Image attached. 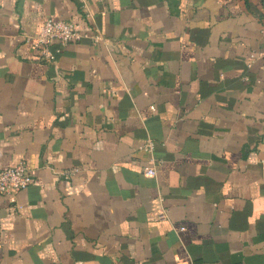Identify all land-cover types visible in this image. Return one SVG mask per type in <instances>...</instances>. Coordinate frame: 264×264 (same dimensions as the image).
<instances>
[{
  "label": "crops",
  "instance_id": "obj_1",
  "mask_svg": "<svg viewBox=\"0 0 264 264\" xmlns=\"http://www.w3.org/2000/svg\"><path fill=\"white\" fill-rule=\"evenodd\" d=\"M49 17L88 37L42 59ZM19 161L0 264H264V0H0Z\"/></svg>",
  "mask_w": 264,
  "mask_h": 264
},
{
  "label": "built area",
  "instance_id": "obj_2",
  "mask_svg": "<svg viewBox=\"0 0 264 264\" xmlns=\"http://www.w3.org/2000/svg\"><path fill=\"white\" fill-rule=\"evenodd\" d=\"M88 37V33L80 29V25L74 21L54 19L49 17L43 23L40 32L35 36L34 47L39 50V56L42 59L54 60L55 55L62 46L73 41H80ZM99 37L95 35L94 38ZM155 143L148 139L140 148L152 151ZM79 171L78 167L66 169L61 172L64 178ZM145 174L155 176L157 173L154 164L144 169ZM34 178V172L29 168L25 161H19L15 165L0 170V193L8 195L12 202L16 201L15 192L20 189H26L31 185Z\"/></svg>",
  "mask_w": 264,
  "mask_h": 264
}]
</instances>
